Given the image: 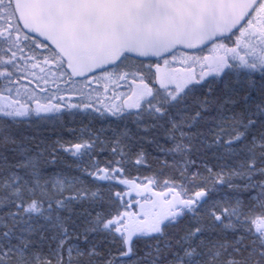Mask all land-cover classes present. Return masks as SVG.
I'll list each match as a JSON object with an SVG mask.
<instances>
[{
	"label": "snow or ice",
	"instance_id": "obj_1",
	"mask_svg": "<svg viewBox=\"0 0 264 264\" xmlns=\"http://www.w3.org/2000/svg\"><path fill=\"white\" fill-rule=\"evenodd\" d=\"M0 264H264V0H0Z\"/></svg>",
	"mask_w": 264,
	"mask_h": 264
}]
</instances>
